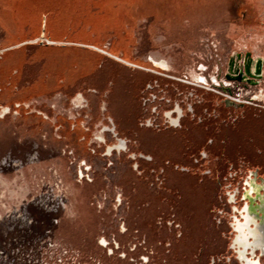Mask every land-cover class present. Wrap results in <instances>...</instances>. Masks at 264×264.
Listing matches in <instances>:
<instances>
[{"label":"rangeland","instance_id":"rangeland-1","mask_svg":"<svg viewBox=\"0 0 264 264\" xmlns=\"http://www.w3.org/2000/svg\"><path fill=\"white\" fill-rule=\"evenodd\" d=\"M22 1L0 0V264H45L53 246L49 264H240L234 217L264 183V65L237 87L241 57L264 60V0ZM108 119L99 144L119 135L153 161L104 157Z\"/></svg>","mask_w":264,"mask_h":264},{"label":"flooded vegetation","instance_id":"flooded-vegetation-1","mask_svg":"<svg viewBox=\"0 0 264 264\" xmlns=\"http://www.w3.org/2000/svg\"><path fill=\"white\" fill-rule=\"evenodd\" d=\"M150 60L155 65L166 69V66L163 63L156 62L153 59ZM263 65V58L252 57L251 55H249L248 57H241L240 68L242 73L241 80H239V88L237 87V91L240 89L242 90L243 88L247 89V86H254L256 84V80L261 78H258V76L263 70ZM261 75H263V73ZM197 80L205 82V79L203 77H198ZM224 89L227 92H232L230 87H224ZM80 100V96L74 100L75 107H80ZM173 112L177 113V117L173 118ZM9 114L10 109L6 106L2 107L0 110V119L7 117ZM180 115V109L177 107L174 111L166 113L165 117L172 127H178V118L180 117ZM100 129L99 134L95 138V141L98 144V147H103L104 157L110 158L112 156H118V154L124 156L130 155L129 161L133 160V163H135L136 165L141 161L147 163L153 161L150 155L144 153H133L131 152V150H128L127 148L125 149V141L119 135H117L116 137L112 136L114 142H111L109 144H99V141H104V137L106 135L105 132H108L112 135L116 133L115 125L111 119H108L107 124L100 127ZM63 163L64 162L57 163L54 169H59V171L61 172L57 174L56 180L59 181V184L66 186V190L67 192H69L67 196L70 198L71 202L75 201V209L69 216L70 222L72 220L71 217L75 215L78 218L74 221L73 224L81 222L82 225H85L87 221L83 216H78L79 212H77L76 210L78 208V204H76L78 198L76 194L72 193L73 188L75 187L74 182L72 181V179H70L68 169L63 167ZM83 165L85 166V163ZM85 170L89 171L90 167ZM132 171L136 177H139V179L140 177H142V174L138 173L139 169H132ZM84 177L85 176L83 172L80 170L78 178L81 180ZM140 182L145 184L144 179H140ZM132 185L136 186L135 183H133ZM244 199H246L247 201L245 202L242 209L239 210L241 218L234 217V223L232 224L236 234L231 243V247L235 250L237 260L240 264H264L261 261V259L264 258V183L259 184L253 178H250V180L248 181V189L244 193ZM118 201L121 202L120 195L118 197ZM123 231L126 232L124 227ZM100 243L103 247H107L105 239H102ZM231 247L229 248V250H232ZM58 249V246L52 247V250L49 252L47 257H45V264H49V262L53 260L54 254L58 251Z\"/></svg>","mask_w":264,"mask_h":264},{"label":"built area","instance_id":"built-area-1","mask_svg":"<svg viewBox=\"0 0 264 264\" xmlns=\"http://www.w3.org/2000/svg\"><path fill=\"white\" fill-rule=\"evenodd\" d=\"M222 86L228 87L226 85H222ZM222 86H219L217 84H213L212 88L214 87V88L219 89L220 91H222L223 92L222 96L225 98L226 101L228 100L229 102H233V103L234 102L235 103H243V102H240L239 99H236V97H239V95L237 93L229 92V91H228L229 92L228 93L227 91H225L224 87H222Z\"/></svg>","mask_w":264,"mask_h":264},{"label":"crops","instance_id":"crops-1","mask_svg":"<svg viewBox=\"0 0 264 264\" xmlns=\"http://www.w3.org/2000/svg\"><path fill=\"white\" fill-rule=\"evenodd\" d=\"M24 2H26L27 0H23ZM22 1V2H23ZM23 2V3H24ZM27 5H29V4H23L22 6H26L27 7V9H29V7L27 6ZM43 22H44V20L42 21V23H41V25L43 26ZM37 40H45V38L43 37L42 38V33H41V36L39 37V39H37ZM36 40H33V41H30V43H33V42H35ZM47 41V43H53V42H51V41H48V40H46ZM19 45H21V44H18V45H15V46H13V47H11V48H15V47H17V46H19ZM10 49V48H9ZM116 60H118L117 58H115ZM119 61V60H118ZM6 118V117H5ZM5 118H2V119H5Z\"/></svg>","mask_w":264,"mask_h":264},{"label":"bare ground","instance_id":"bare-ground-1","mask_svg":"<svg viewBox=\"0 0 264 264\" xmlns=\"http://www.w3.org/2000/svg\"><path fill=\"white\" fill-rule=\"evenodd\" d=\"M43 26H44V22H43ZM42 38H43V33H42ZM41 261H42V256H41V259H40ZM42 263V262H41ZM40 264V263H39Z\"/></svg>","mask_w":264,"mask_h":264}]
</instances>
